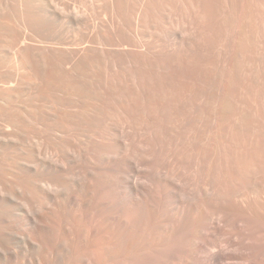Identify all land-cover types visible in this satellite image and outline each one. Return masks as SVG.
<instances>
[{"label":"rangeland","instance_id":"obj_1","mask_svg":"<svg viewBox=\"0 0 264 264\" xmlns=\"http://www.w3.org/2000/svg\"><path fill=\"white\" fill-rule=\"evenodd\" d=\"M123 1L0 8V190L36 201L31 264H264V0Z\"/></svg>","mask_w":264,"mask_h":264},{"label":"bare ground","instance_id":"obj_2","mask_svg":"<svg viewBox=\"0 0 264 264\" xmlns=\"http://www.w3.org/2000/svg\"><path fill=\"white\" fill-rule=\"evenodd\" d=\"M108 1V7L111 10V12H114L117 10V8L124 9L125 11L128 9V4H125L123 1L121 5L117 2V0H107ZM144 2V1H143ZM6 3V0H0V8ZM117 6V8H116ZM120 6V7H119ZM140 14H137L134 19L132 20V25L136 29V26L138 25L137 20L139 19ZM38 18H35L34 24L37 25V23L40 21L43 22V24H46L48 22L47 18H43L40 20H36ZM72 22L80 23L82 21L81 18H70ZM25 45L24 41L19 42L15 47L11 48L10 53L14 60L18 59L19 53L23 46ZM111 50L117 51L118 49L116 46H111ZM7 126L0 127V144L4 146H10L13 143L10 140V133L9 130L6 129ZM20 131V129H19ZM15 143V142H14ZM18 147L19 143H15ZM23 165H20L22 168ZM53 165H49L46 161L41 165V167H44L47 172H53L56 171L55 167H52ZM33 171L34 175L38 177L37 182L42 183L45 182V179L43 177V172L39 171L36 168L31 169ZM27 176H31L29 171H22ZM129 186H132L131 181H128ZM35 194L38 196L37 200L41 197L38 195L41 194L43 197H45V201L42 203L40 202L41 207H46L51 202H53L52 196L47 194L43 189L32 187ZM17 197L13 196V193L10 192H2L0 190V201L2 202H10L12 203L14 207L13 214L15 215L14 224L16 231H11L10 226L8 227L9 231L4 232L9 238H0V257L5 260H16L18 262H24V263H32L33 257H30L28 253L29 250H33L35 246L38 245V242L40 240L41 236H34L36 233L41 232L40 226H37V219L38 214L36 213L35 204L36 201H31L32 207L30 209L24 208L21 204L18 203L16 200ZM38 202V201H37ZM2 214H5L4 211H0ZM13 224V225H14Z\"/></svg>","mask_w":264,"mask_h":264}]
</instances>
